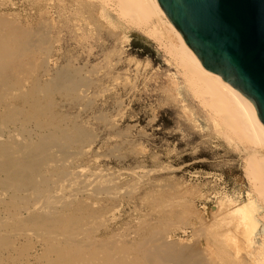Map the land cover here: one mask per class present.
Masks as SVG:
<instances>
[{"label":"bare ground","instance_id":"obj_1","mask_svg":"<svg viewBox=\"0 0 264 264\" xmlns=\"http://www.w3.org/2000/svg\"><path fill=\"white\" fill-rule=\"evenodd\" d=\"M42 1L32 0L39 20L31 27L16 13H0V264H264V126L254 103L203 67L156 0H79L81 7L75 10L57 0V20L48 16V6L43 10ZM93 7L105 20L115 19L150 37L216 130L245 153L249 192L243 201H226L224 224L219 219L225 231L206 235L214 246L211 255L195 244L169 241L171 224L185 223V210L192 205L176 209L177 201L168 202L171 197L155 192V185L138 197L155 211H148L152 216L143 215L135 226L110 225L108 213L122 198H133L119 197V179L112 182L110 175L96 171L88 174V167L75 162L94 141L87 128L90 116L78 120L62 111L60 100L82 97L88 104L95 94L111 89L110 82L113 85L123 72L116 67L122 60L120 50L112 55L115 60L104 53V65L91 64L97 46L89 44V29L77 21L82 12L93 19ZM67 33L81 45L78 54L54 52V42ZM55 56L64 60L61 66ZM121 64L127 75L130 63ZM125 86L122 90L129 88ZM177 86L172 80L166 93L173 95ZM95 118L100 120V113ZM236 233L240 239L245 234L240 242L248 247L240 256ZM236 246L241 249L237 253Z\"/></svg>","mask_w":264,"mask_h":264},{"label":"rangeland","instance_id":"obj_2","mask_svg":"<svg viewBox=\"0 0 264 264\" xmlns=\"http://www.w3.org/2000/svg\"><path fill=\"white\" fill-rule=\"evenodd\" d=\"M78 1L63 0L62 4L75 10L81 7ZM59 3L57 0H43L41 5L44 6L43 10L49 9L50 18L57 20ZM1 12L16 13L20 17L19 21L28 27L39 20L32 0H0ZM91 12L94 13L93 19L82 12L77 21L78 26L89 29V44L97 46L91 64L104 65V53H111L113 57L115 51L120 50L121 61L130 63V71L124 77L120 61L116 67L118 66L119 72L123 71L122 74L113 81V85L110 82L111 89L104 92L102 89L97 97L95 94L89 105L84 104L82 97L78 100L60 98L62 111L77 116L78 120L86 119L85 115L90 116V127L87 128L93 134L94 141L91 146L85 147L86 152L77 156L75 162L79 164V168L88 167L85 170H88V174L89 171H96L107 177L110 175L112 182L113 178H116L115 181L119 179L116 182L121 185L119 197L128 195L133 198H122L125 200L113 212L108 213L110 225H119L116 228L135 226L143 215L150 214L148 211L155 213L149 210L147 204L138 200L145 190L149 191L155 185V192L161 190L168 198L171 197L168 202L177 201L176 209L192 205L185 210L188 214L185 223L180 225L175 221L176 223L171 224L169 241L189 247L195 244V247L211 255L214 246L212 243L208 244L210 241L206 235L216 230L225 231V225L224 228L221 227L220 220L228 210L226 201L228 198L243 201L249 192L243 167L245 153L235 144L227 142L216 130L206 110L192 97L168 56L150 37L139 29L125 28V25L115 19L116 23L105 20L99 16L95 7ZM80 46L67 33L54 42L53 50L56 54L66 50L78 54L81 52ZM113 58L117 59L116 56ZM52 59L55 61L56 56ZM63 61L57 58V67ZM172 80L178 82L173 95L165 91ZM125 82H131V86ZM122 86L127 90H122ZM93 89L88 90L90 95ZM86 106L88 110L83 109ZM99 113L101 119L97 120L95 117ZM157 209L162 210V205ZM212 221L217 222V225ZM210 223H213V229ZM204 226L209 231H204ZM237 233L235 241L238 240L237 243H241L243 248L239 244L242 250L237 251L239 246H236L235 253L239 252L240 256L246 253L248 247L243 244L245 234L240 239L241 235L239 237ZM222 237L220 238L224 239Z\"/></svg>","mask_w":264,"mask_h":264},{"label":"water","instance_id":"obj_3","mask_svg":"<svg viewBox=\"0 0 264 264\" xmlns=\"http://www.w3.org/2000/svg\"><path fill=\"white\" fill-rule=\"evenodd\" d=\"M210 73L252 101L264 126V0H156Z\"/></svg>","mask_w":264,"mask_h":264}]
</instances>
